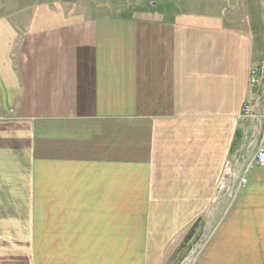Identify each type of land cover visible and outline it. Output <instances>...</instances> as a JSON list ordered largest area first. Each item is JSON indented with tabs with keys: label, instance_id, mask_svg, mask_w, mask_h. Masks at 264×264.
Wrapping results in <instances>:
<instances>
[{
	"label": "crops",
	"instance_id": "1",
	"mask_svg": "<svg viewBox=\"0 0 264 264\" xmlns=\"http://www.w3.org/2000/svg\"><path fill=\"white\" fill-rule=\"evenodd\" d=\"M163 5L0 0V264H264V29Z\"/></svg>",
	"mask_w": 264,
	"mask_h": 264
},
{
	"label": "rangeland",
	"instance_id": "2",
	"mask_svg": "<svg viewBox=\"0 0 264 264\" xmlns=\"http://www.w3.org/2000/svg\"><path fill=\"white\" fill-rule=\"evenodd\" d=\"M27 2L29 0H26ZM167 0H41L42 3H50L56 7H63L64 10L72 13H83L91 15H110L117 17L133 16L142 10L159 8L164 6ZM179 1V0H169ZM17 2V1H16ZM202 7L206 6L208 0H199ZM218 14L228 16L236 27L248 35L259 34L264 29V6L262 0H216ZM89 16V15H88ZM264 49V46H263ZM200 245L194 247L185 257L182 264H194L200 250Z\"/></svg>",
	"mask_w": 264,
	"mask_h": 264
},
{
	"label": "built area",
	"instance_id": "3",
	"mask_svg": "<svg viewBox=\"0 0 264 264\" xmlns=\"http://www.w3.org/2000/svg\"><path fill=\"white\" fill-rule=\"evenodd\" d=\"M258 77H259L258 69L254 68L251 71V85H255L257 83ZM243 112L246 116H251L253 114V106L247 105L244 108ZM255 161L257 164L264 165V125H263L261 135H260L259 147L255 154ZM240 181H241V184H245L247 182V178L242 176L240 178Z\"/></svg>",
	"mask_w": 264,
	"mask_h": 264
}]
</instances>
